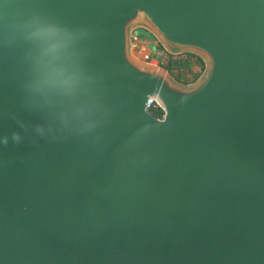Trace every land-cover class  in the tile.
<instances>
[{"label":"water","instance_id":"obj_1","mask_svg":"<svg viewBox=\"0 0 264 264\" xmlns=\"http://www.w3.org/2000/svg\"><path fill=\"white\" fill-rule=\"evenodd\" d=\"M0 264H264V0H0Z\"/></svg>","mask_w":264,"mask_h":264},{"label":"trees","instance_id":"obj_2","mask_svg":"<svg viewBox=\"0 0 264 264\" xmlns=\"http://www.w3.org/2000/svg\"><path fill=\"white\" fill-rule=\"evenodd\" d=\"M195 65H199L198 70L193 68ZM162 67L168 70L178 81L182 83H190L194 81L204 69L201 58L193 54H169L168 59L162 64ZM149 110L156 117L162 116V110L158 105L149 106Z\"/></svg>","mask_w":264,"mask_h":264},{"label":"rangeland","instance_id":"obj_3","mask_svg":"<svg viewBox=\"0 0 264 264\" xmlns=\"http://www.w3.org/2000/svg\"><path fill=\"white\" fill-rule=\"evenodd\" d=\"M134 36H137L141 40V43H140L141 49L138 47H132L131 48L132 56L136 58L137 60L146 63L145 61L146 55L149 56L152 53H154L155 50L160 47L158 45L159 43L152 34H150L146 29L142 27L136 26L132 29L131 37H134ZM147 45L149 48L146 47ZM193 68L195 70H198L199 65H195L193 66Z\"/></svg>","mask_w":264,"mask_h":264},{"label":"built area","instance_id":"obj_4","mask_svg":"<svg viewBox=\"0 0 264 264\" xmlns=\"http://www.w3.org/2000/svg\"><path fill=\"white\" fill-rule=\"evenodd\" d=\"M130 43H131V48L132 47H138V48L141 47L140 46L141 40L137 36L131 37ZM169 54L170 53L167 50H165L163 47L160 46L151 55H149V56L146 55L145 61L150 63V64L162 66V64L165 63L166 60L168 59ZM152 105L153 106L157 105L156 102L154 101V99L149 100L148 108H149V106H152Z\"/></svg>","mask_w":264,"mask_h":264},{"label":"crops","instance_id":"obj_5","mask_svg":"<svg viewBox=\"0 0 264 264\" xmlns=\"http://www.w3.org/2000/svg\"><path fill=\"white\" fill-rule=\"evenodd\" d=\"M146 47L149 48L148 45Z\"/></svg>","mask_w":264,"mask_h":264}]
</instances>
